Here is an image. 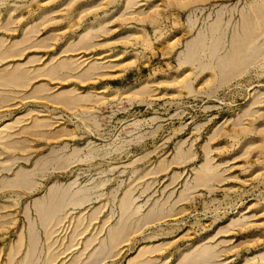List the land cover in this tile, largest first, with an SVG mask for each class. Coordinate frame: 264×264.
I'll list each match as a JSON object with an SVG mask.
<instances>
[{
	"label": "rangeland",
	"instance_id": "1",
	"mask_svg": "<svg viewBox=\"0 0 264 264\" xmlns=\"http://www.w3.org/2000/svg\"><path fill=\"white\" fill-rule=\"evenodd\" d=\"M0 264H264V0H0Z\"/></svg>",
	"mask_w": 264,
	"mask_h": 264
},
{
	"label": "bare ground",
	"instance_id": "2",
	"mask_svg": "<svg viewBox=\"0 0 264 264\" xmlns=\"http://www.w3.org/2000/svg\"><path fill=\"white\" fill-rule=\"evenodd\" d=\"M246 33V32H245ZM243 50V49H242ZM237 53V52H236ZM69 64V63H68ZM21 73V72H20ZM18 75V74H17ZM22 75V74H20ZM6 76V75H5ZM2 78V77H1ZM11 82V81H10ZM7 86V85H6ZM63 200V198H61ZM50 201V200H49ZM55 202V201H54ZM50 203V202H49ZM56 205V203H54ZM159 212V211H158ZM157 217V216H156ZM126 226V225H125ZM120 229V228H119ZM114 235V234H113Z\"/></svg>",
	"mask_w": 264,
	"mask_h": 264
}]
</instances>
